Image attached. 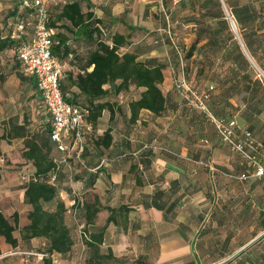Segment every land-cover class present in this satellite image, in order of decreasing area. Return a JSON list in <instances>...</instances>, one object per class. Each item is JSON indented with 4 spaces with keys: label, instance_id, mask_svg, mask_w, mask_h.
I'll use <instances>...</instances> for the list:
<instances>
[{
    "label": "crops",
    "instance_id": "0c3cea01",
    "mask_svg": "<svg viewBox=\"0 0 264 264\" xmlns=\"http://www.w3.org/2000/svg\"><path fill=\"white\" fill-rule=\"evenodd\" d=\"M92 1L94 16L101 19L106 35L125 36L122 51L135 52L143 61L154 57L168 68L170 54L175 59L174 52H162L159 41L164 42L161 33L167 25L164 14L174 16L176 3ZM22 2L27 1L0 0V44L7 43V47L0 49V206L11 221L18 213L19 226L28 222L30 209L24 201L25 182L20 173H34V168L21 156L22 138L1 136L12 122L21 123L27 112L36 123L39 110L48 115L35 78L23 74L18 59L19 44L29 41L33 34L31 27L19 29L23 20L19 9ZM44 2L49 11L65 0ZM170 18L173 27L176 26L175 21H179ZM186 26L190 27L186 50L194 44L196 50L186 57L185 68L193 71L199 65L205 83L215 85L212 99L217 113L212 112L227 119L235 118L239 132L247 129L264 144V80L259 78L261 84L254 85L257 75L248 64L241 66L239 48L232 40L223 46H211L209 38H215L209 33L219 30L222 35L225 30L217 22L207 20L201 27L189 22ZM203 30L208 33H200ZM158 33L162 38L158 39ZM77 40L71 39L69 44L80 48L87 44L84 38ZM242 50L255 66L252 55L245 47ZM62 62L64 70L72 68L68 59ZM166 79L164 74L161 84L167 96L164 116L141 109L131 118L129 101L139 96L141 87L110 93L102 99L111 104L113 116L110 109H104L92 132L98 136L110 127L112 140L107 147H93L86 134V147L80 159L69 160L70 167L63 166L62 177L57 175L59 197L79 242L74 256L51 253V264H84L87 253L83 242L84 204L95 200L101 208L89 228L103 226L111 214L101 251L111 250L120 260L115 264H264V176L250 175L253 168L245 166L239 155L219 140L214 125L207 119L208 126L199 117L198 109L189 107L179 97L178 101L170 98ZM78 93L76 87L68 86L67 96ZM59 156L57 152L55 157ZM206 160L213 169L201 165ZM261 162L264 163V149ZM242 173L249 176L242 179L239 177ZM120 206L123 208L118 209ZM14 234L19 238V230ZM0 245L1 264H22L23 258L16 257V252L32 255V263L43 264L37 254L44 253V238L35 237L13 247L1 237Z\"/></svg>",
    "mask_w": 264,
    "mask_h": 264
},
{
    "label": "trees",
    "instance_id": "16d2710c",
    "mask_svg": "<svg viewBox=\"0 0 264 264\" xmlns=\"http://www.w3.org/2000/svg\"><path fill=\"white\" fill-rule=\"evenodd\" d=\"M26 1V3L22 2L19 6L20 17L23 19L24 27H31L33 30L35 21L34 8L31 6L30 0ZM197 1L200 2L199 7L201 6L200 20L193 17L195 19L193 24L201 27L208 19L213 18L217 19V24L222 29H225L226 20L219 1ZM261 1L264 2V0ZM94 5L92 0H65L63 4H58L55 8L48 11L47 24L55 30L52 45L53 54L61 61L68 59L72 65V68L63 70V76L60 79L63 97L69 103L81 107L86 112V120L91 125V130L87 132L88 142L93 147L101 145L107 147L112 140L111 128H107L98 136H95L92 132L97 119L101 116L104 109H110L111 118L113 116V111L110 108L111 104L102 99L110 93L118 94L129 91L131 87H141L143 89L140 91L139 96L129 101L131 118H134L141 109L149 110L157 116L166 115L167 96L161 89V84L164 80L165 63L159 62L154 57L147 58L144 61L139 60L138 54L135 52L122 51L121 48L126 43L125 36L119 33L107 36L100 25L101 19L94 16ZM232 8V13L235 18L237 17L236 20H239L247 28L257 21L262 9H264L260 8V11L249 0L240 4L236 0ZM27 12L29 17L26 16ZM200 33L208 32L200 31ZM209 34L211 38L213 36L215 38V40L209 38L211 46L217 44L223 46L227 40H232L235 46L239 48L241 66L244 65L245 67L248 64L243 50L241 51L243 48L240 42H236V40L231 38L232 35H220L219 30H217V34L216 32H210ZM79 38H84V41L87 42V44H84V48L69 44V40L73 39L76 41ZM165 39L169 43L167 36H165ZM244 42L248 50L253 53L250 41L244 39ZM5 47H7L6 42L0 44V49ZM171 49L174 52L176 62L180 63L175 50L172 47ZM194 50H196L195 44L188 50H184V61L186 57L192 55ZM197 50L199 52L200 48ZM186 78L193 87L198 89H204L209 84L198 85L187 76ZM253 83L254 85L256 83L261 84V81L256 77ZM104 85H108V87H104ZM68 86L76 87L79 91L78 95L67 96ZM213 90L208 106L212 108L211 112L217 113L215 108H213L215 104V100L212 99ZM201 114L203 113L201 112ZM36 115L39 117L37 123L31 117V114L27 112L21 123L12 122L10 129L1 136L2 138H22L21 156L24 161L30 162L33 166L36 179H31L24 184V201L30 206L26 224L19 226L18 213L14 214V221H11L0 206V238L4 237L6 242L13 247H17L19 242H26L35 237L44 238L46 245L43 251L47 256L43 257V264H51L50 254L53 252L61 255L74 253L79 237L67 220L66 206L59 197V188L56 184L57 175L62 177L63 166L66 167L67 164H60L56 168L55 159L58 157L55 156L57 152H60L51 138L52 122L48 116L49 114L46 115L39 110ZM34 123H36L35 127H33ZM71 159L73 157L69 158V160ZM242 161L245 166H250L246 160L242 159ZM203 163L209 162L207 160L201 162V165L206 167ZM68 164L71 165L69 161ZM54 170L56 171V177L52 181L51 175ZM100 208L101 205L96 200L92 204H84L86 236L83 237V242L87 247L84 264H115L120 261L113 255L111 250L107 252L101 251L105 230L108 223L112 220L111 214L107 217L106 224L103 226L95 230H90L89 228ZM122 208L123 206H120L118 209ZM109 209L111 211L114 210L113 208ZM17 230H19V238L14 234ZM0 254H2L1 245Z\"/></svg>",
    "mask_w": 264,
    "mask_h": 264
},
{
    "label": "built area",
    "instance_id": "2783aa9c",
    "mask_svg": "<svg viewBox=\"0 0 264 264\" xmlns=\"http://www.w3.org/2000/svg\"><path fill=\"white\" fill-rule=\"evenodd\" d=\"M179 0H172L175 4ZM34 8L35 21L33 23V34L29 41L22 42L18 48V58L23 73L35 78L37 89L40 91L42 103L52 122L51 138L56 143L60 152L59 158L55 159L56 168L60 164H68L69 158L80 159L85 145V136L91 130L90 123L86 120V112L79 106L69 103L61 92L60 79L63 76L65 63L52 52L53 34L55 30L48 26V10L44 0H30ZM224 9V18L238 41V24L231 10L221 0ZM166 27L164 29L171 47L175 50L181 64L182 70L175 80V88L179 95L189 107L201 111L214 125L217 137L221 142L228 145L233 153L246 160L253 173L250 175L264 176V163L261 162V151L264 144L253 137L252 133L244 129L238 131L235 118L216 116L211 112L208 101L214 85L209 84L204 89L193 87L187 80L183 71L184 50L178 42L177 35L173 30V21L169 13L164 14ZM177 23V21H175ZM24 24L19 25L23 29ZM206 142V140H204ZM209 169H213L211 163H203ZM55 168V169H56ZM249 174L242 173L240 178L245 179ZM56 177L54 170L51 175L53 181ZM20 178L27 182L35 180L34 173L22 171ZM46 253H38L37 258L43 259Z\"/></svg>",
    "mask_w": 264,
    "mask_h": 264
},
{
    "label": "rangeland",
    "instance_id": "374dc122",
    "mask_svg": "<svg viewBox=\"0 0 264 264\" xmlns=\"http://www.w3.org/2000/svg\"><path fill=\"white\" fill-rule=\"evenodd\" d=\"M218 1H219L220 5H221V9H222L223 14H224V9H223V5L221 3V0H218ZM223 1L225 2L226 6L230 10L233 7V4L236 3V0H223ZM237 1L240 4L241 2L247 1V0H237ZM249 1L252 2V4L254 6H256V8H258L260 11H261L260 8H264V2H262L261 0H249ZM168 2H171V0H168ZM199 3L200 2L197 1V0H180L174 5V6H176L175 9H174L175 10L174 16H173V14L170 15V17L172 16L173 19H177L179 21V22L176 23V26L173 27V30L175 31V33L177 35L178 42H179L180 46L183 47L184 50L187 49L185 46L188 45L189 33H190V31H189L190 27H187L186 24H188L189 22L194 23L195 19H193V17H195L196 19H199V17H200V15H199L200 14V7H201V6L199 7ZM232 10H233V8H232ZM26 16L29 17L28 12H27ZM158 16L159 15H157L156 19L159 18ZM210 19H211L212 22H217L216 19H213V18H210ZM208 21L211 22L209 19H208ZM237 24H238V28H239L238 29L239 37H240L241 42H242L241 47L243 49L245 47L246 51H248L249 54L252 55L253 59H255L254 60L255 61V66L247 59L248 60V65L251 68L250 71L251 72L252 71L255 72V74L257 75L258 78H260L261 80H264V9H262L260 17L257 19V21L254 22V24L249 26L248 28L245 25H242L239 22V20H237ZM156 26H158V25H156ZM154 32L155 31H153L152 33H154ZM161 33L163 35V39L162 40H164V42L159 41L160 42L159 44H161L160 45V49L161 48L163 49L162 52H166L168 50H172L171 47L169 46V44L165 41L166 40L165 39V36H166L165 31H161ZM161 33H158V35H157L158 39H159V36H161V38H162ZM223 34H226L228 36L232 35L231 38H233L234 40H236V42H238V39L236 38L235 34L230 29L227 20H226L225 30L223 31ZM244 39H248L250 41V46H252V52L253 53H251L248 50L247 46L245 45ZM152 43H153V41H152ZM153 44H158V43H153ZM241 51H242V49H241ZM170 58H171V62L168 64V68L164 69V74L167 77L166 84L170 88L169 89L170 92H171V95H170L171 97L170 98H172V99L176 98L177 101H178L179 100L178 97L180 98V100H182V99H181V95H179L178 92L176 91L175 80H176L177 75L179 74V72L182 70V68H181V64L180 63H177L174 58L172 59V55L171 54H170ZM185 64H186V62L183 61L184 74L191 81H193L194 83H196L198 85L204 84L207 81L206 79L204 80L202 78V76H200L202 74L201 71H202L203 68H200V66L197 65V67L193 68L192 69L193 71H191L190 69H187V68L185 69V67H184ZM258 66L260 68H258ZM187 67L189 68L188 65H187ZM199 117L202 120H204V122H207V125L209 126V122L207 121L208 118L205 115L199 113ZM205 134H208V133L206 132ZM211 134L215 137V133L212 132ZM226 151H228V150L226 149ZM16 253H17L15 255L16 257H18L20 259L23 258L22 259V264H35V263H32V259L30 258L32 255L23 254L22 252H16ZM26 258L29 259V261L25 260Z\"/></svg>",
    "mask_w": 264,
    "mask_h": 264
}]
</instances>
